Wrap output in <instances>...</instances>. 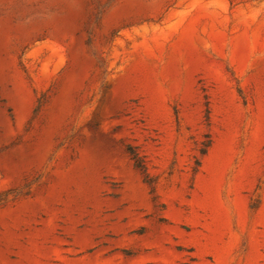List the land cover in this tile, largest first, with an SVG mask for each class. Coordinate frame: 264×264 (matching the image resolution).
I'll use <instances>...</instances> for the list:
<instances>
[{
  "label": "rangeland",
  "instance_id": "rangeland-1",
  "mask_svg": "<svg viewBox=\"0 0 264 264\" xmlns=\"http://www.w3.org/2000/svg\"><path fill=\"white\" fill-rule=\"evenodd\" d=\"M0 264H264V0H0Z\"/></svg>",
  "mask_w": 264,
  "mask_h": 264
}]
</instances>
